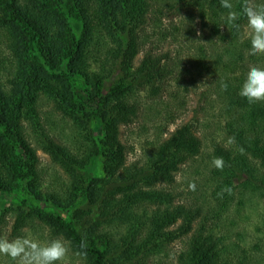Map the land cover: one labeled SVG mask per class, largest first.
Segmentation results:
<instances>
[{"label":"trees","instance_id":"obj_1","mask_svg":"<svg viewBox=\"0 0 264 264\" xmlns=\"http://www.w3.org/2000/svg\"><path fill=\"white\" fill-rule=\"evenodd\" d=\"M230 2L241 11L242 0ZM175 12L216 37L215 59L204 47L198 56L205 70L219 73L227 139L205 155L188 121L130 158L122 131L139 117L140 91L158 93L177 74L170 50L158 45L177 34V26L162 27ZM227 12L220 0H0V191L24 193L14 236L39 225L81 264H149L178 239L185 242L178 264H264V251L255 256L216 231L226 206L209 211L180 201L175 186L181 165L204 154L219 193L231 189L219 200L231 198L240 170L248 176L244 188L264 189V102L249 104L239 94L260 60L250 54L246 18L237 30ZM40 151L58 169L51 180ZM215 157L225 161L222 171L212 166ZM99 160L104 174L88 177ZM45 204L71 211L72 219Z\"/></svg>","mask_w":264,"mask_h":264},{"label":"rangeland","instance_id":"obj_2","mask_svg":"<svg viewBox=\"0 0 264 264\" xmlns=\"http://www.w3.org/2000/svg\"><path fill=\"white\" fill-rule=\"evenodd\" d=\"M256 2L264 3V0ZM196 21L190 23L188 13L185 12L169 14L162 21V27H178L175 38L169 36L167 40L158 44L162 49L170 50L174 62L172 70L177 74L170 77L168 85L158 93H154L150 88L140 91L139 117L125 126L122 131L123 139L130 146V158L143 156L153 143L164 139L179 125L188 121L192 122L196 133L204 140L205 155L212 150L216 141L223 142L227 139L225 133L227 115L220 97L219 73L213 74L205 70L204 63L198 56L199 48L204 47L207 51L206 55L211 56L213 60L219 47L217 48L216 37L211 35V31L201 29ZM188 26L191 27L190 30L187 29ZM244 34L245 38L250 39L246 25ZM3 49L5 53L10 52L5 44ZM257 59L260 60L258 66L264 65V55H258ZM215 68L217 67H213ZM67 130L68 127L65 126L64 134ZM95 134L102 135L101 127H96ZM40 155L44 176L51 180L49 173L51 175L58 169L50 163L48 155L42 151ZM205 155L189 159L181 165L175 183L177 191L181 193L179 200L192 205L205 206L209 211L213 208L220 210V206H226V208L223 207V211L221 210L220 226L216 228V231L219 234L226 233L229 240L239 242L244 249L246 248L255 256L262 254L264 251V189L256 185H249L248 189L244 188L243 181L245 182L248 176L240 170V175L233 179L234 191L231 198L224 196L222 200H219V190L215 181L210 178L206 160H204ZM103 174L100 160L93 170L87 172L88 177ZM190 183H195V191L189 190ZM23 195L21 190L11 193L0 191V220L3 222L1 237L10 240L16 238L12 233V225L18 203L24 198ZM45 207L62 214L67 220L72 219L71 211L60 210L52 204H45ZM21 236L36 239L41 244L54 240L48 239L47 231L39 225L26 227ZM184 244L182 239L175 240L155 255L149 264H178L177 256L183 250ZM0 264H14V262L0 255ZM63 264H81V260L70 250Z\"/></svg>","mask_w":264,"mask_h":264},{"label":"clouds","instance_id":"obj_3","mask_svg":"<svg viewBox=\"0 0 264 264\" xmlns=\"http://www.w3.org/2000/svg\"><path fill=\"white\" fill-rule=\"evenodd\" d=\"M221 7L227 9L226 23L239 30L237 21L241 16L246 18V27L249 30L250 54L264 55V3L256 0H242L241 11L233 10L230 0H220ZM227 88V84L222 85ZM240 96L245 98L249 104L264 102V68L251 66L246 78L240 88ZM232 138H230L231 142ZM212 166L223 170L225 161L222 157H215ZM195 183L189 184V190L195 191ZM231 194V189H222ZM86 247V242L81 243V248ZM69 247L60 238L41 244L38 240L27 236H18L14 239L0 237V255L8 257L14 264H63L69 255Z\"/></svg>","mask_w":264,"mask_h":264}]
</instances>
